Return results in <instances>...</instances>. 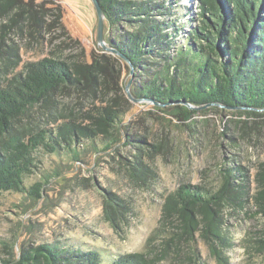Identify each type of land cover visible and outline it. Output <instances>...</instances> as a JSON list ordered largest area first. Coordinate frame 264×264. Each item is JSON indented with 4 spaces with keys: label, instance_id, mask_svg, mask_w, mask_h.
<instances>
[{
    "label": "trees",
    "instance_id": "obj_1",
    "mask_svg": "<svg viewBox=\"0 0 264 264\" xmlns=\"http://www.w3.org/2000/svg\"><path fill=\"white\" fill-rule=\"evenodd\" d=\"M98 2L104 13L105 41L133 65L131 95L160 104L151 105L147 111L154 115L152 119L160 112L159 118L189 121L190 126L196 113L224 112L234 115L235 125L244 131L248 120L253 123V117L264 115V0H198L197 23L185 31L182 44L175 41L181 30L176 21L152 19V10L163 4L158 6L151 0ZM61 16L58 7L51 21L45 19L41 2L0 0V192L40 197L42 183L30 188L24 185V177L33 172L38 151L56 153L62 147L77 159L79 143L81 148L87 143L99 152L120 142H144L123 120L132 106L124 94V68L128 71V67L99 47L90 53V61L81 48L63 56L68 43L54 44L51 36L47 41L53 48L48 55L26 61L19 71H13L20 57L12 35L36 44L45 42L52 28L66 31ZM125 22L132 24L130 29L121 28ZM171 46L173 55L167 53ZM97 137H103L100 148L95 144ZM150 146L148 158L161 144ZM136 160L128 174L143 187L156 174L138 156ZM221 170L215 189L181 183L168 193L143 250L118 254L107 264H156L167 249H174L173 258L182 259V264H201L197 239L217 256L215 245L222 253L220 246L228 242L222 234L225 212L251 202L256 208L254 214L264 220V170L257 173L250 195L245 184L236 181L246 178L242 166ZM120 203H125L124 199L108 194L104 203L107 219L124 215L127 206ZM256 242L264 243V230ZM99 260L94 249L41 243L21 244L16 257L1 259L0 264H99Z\"/></svg>",
    "mask_w": 264,
    "mask_h": 264
},
{
    "label": "rangeland",
    "instance_id": "obj_2",
    "mask_svg": "<svg viewBox=\"0 0 264 264\" xmlns=\"http://www.w3.org/2000/svg\"><path fill=\"white\" fill-rule=\"evenodd\" d=\"M42 3L45 19L51 21L59 7L61 21L66 31L54 29L36 44L26 37L14 36L19 49V63L14 72L26 61H35L48 55L52 45L68 43L62 55L69 56L81 48L85 59L96 52V15L90 0H33ZM198 0H151L163 4L152 10V19L176 21L181 30L175 41L183 43L185 31L197 23ZM132 24H121L130 29ZM173 27L168 30L172 31ZM66 32V33H65ZM66 35H65V34ZM167 53L174 54L171 46ZM129 76L125 69L124 81ZM150 103H132L123 120L135 136L144 138L136 145L116 144L112 149L95 152L86 144L73 156L64 148L56 153H35L33 172L24 177V185L43 184L40 197L33 199L26 192H0V260L16 257L20 245L35 246L41 243L58 244L60 247L94 249L99 253V264H107L118 254L142 251L145 240L157 225L164 197L181 183L215 189L223 167L242 166L243 182L248 194L254 191L256 176L264 170V115L248 120L246 129L235 122L229 113L209 112L205 116L194 114L189 121L168 120L156 112L147 113ZM153 113V112H152ZM256 124V127H254ZM253 126V128H251ZM191 127V129H190ZM97 137V148L102 147ZM122 141V140H121ZM151 143L161 146L148 158ZM139 147H141L139 149ZM149 150V151H147ZM141 153V155H136ZM151 166L156 177L141 186L131 180L128 168L136 156ZM137 161V160H136ZM109 193L124 199V215L107 219L104 203ZM255 206L246 202L243 208L223 214L222 234L227 243L221 251L215 245V255L201 240H196L201 264H264L262 237L264 220L255 215ZM120 212L123 210L120 209ZM174 249L161 253L156 264H182L173 258Z\"/></svg>",
    "mask_w": 264,
    "mask_h": 264
},
{
    "label": "water",
    "instance_id": "obj_3",
    "mask_svg": "<svg viewBox=\"0 0 264 264\" xmlns=\"http://www.w3.org/2000/svg\"><path fill=\"white\" fill-rule=\"evenodd\" d=\"M93 6V9L95 11V15H96V43L98 45V47L101 49L102 52L107 53V54H111L112 56L118 58L123 64H125L128 67V71L127 75L129 76V79L127 81H124V94L126 96V98L131 102V103H150L151 105H160L159 103L153 101L152 99H146V98H134L131 95L130 92V86H131V82H132V77L134 74V68L133 65L131 64L130 60L121 52H119L118 50L112 48L106 41L104 38V13L103 10L98 2V0H90ZM126 68H124L125 70ZM182 104H184L185 106H187L188 108H195L193 105L187 103V102H181ZM164 105V104H161ZM207 105H216L217 107L220 108H227L229 109L230 107H226L220 103H209ZM199 108V107H197ZM232 108H248V107H232ZM261 110V109H258Z\"/></svg>",
    "mask_w": 264,
    "mask_h": 264
}]
</instances>
